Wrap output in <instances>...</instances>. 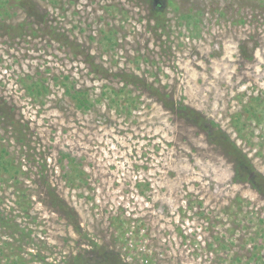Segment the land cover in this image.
Returning <instances> with one entry per match:
<instances>
[{
  "label": "rangeland",
  "instance_id": "374dc122",
  "mask_svg": "<svg viewBox=\"0 0 264 264\" xmlns=\"http://www.w3.org/2000/svg\"><path fill=\"white\" fill-rule=\"evenodd\" d=\"M23 1L0 264H264V194L217 143L264 179V0Z\"/></svg>",
  "mask_w": 264,
  "mask_h": 264
},
{
  "label": "trees",
  "instance_id": "16d2710c",
  "mask_svg": "<svg viewBox=\"0 0 264 264\" xmlns=\"http://www.w3.org/2000/svg\"><path fill=\"white\" fill-rule=\"evenodd\" d=\"M2 1H8V0H2ZM16 3H20V5H24L25 1L22 2V0H14ZM156 10H158V7H156ZM75 96H79L80 92H75ZM73 98H75L74 96H72ZM80 103H85L86 100H80L78 101ZM217 143H220V145L223 147L224 151L229 153L233 159L237 160L238 163L241 165L242 167V171L244 174H246L247 176H249L250 174L252 175V179L254 181V187H256V189L261 192L262 194H264V179L259 176L258 174H253L252 171L249 169V167L247 166V164L244 162V160L242 159V155L241 153L235 148V146L225 137L221 138ZM11 169V164L9 161H7L6 159L2 160L0 158V170L4 171V172H9L8 170Z\"/></svg>",
  "mask_w": 264,
  "mask_h": 264
}]
</instances>
